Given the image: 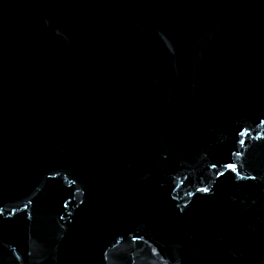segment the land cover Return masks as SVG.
Here are the masks:
<instances>
[{
	"label": "water",
	"instance_id": "95a60500",
	"mask_svg": "<svg viewBox=\"0 0 264 264\" xmlns=\"http://www.w3.org/2000/svg\"><path fill=\"white\" fill-rule=\"evenodd\" d=\"M0 264H264V0H0Z\"/></svg>",
	"mask_w": 264,
	"mask_h": 264
}]
</instances>
